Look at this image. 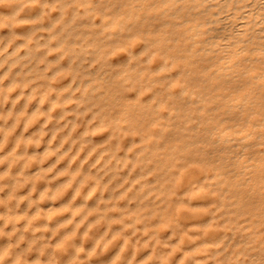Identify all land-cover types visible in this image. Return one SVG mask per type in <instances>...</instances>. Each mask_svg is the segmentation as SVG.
Returning <instances> with one entry per match:
<instances>
[{
	"label": "bare ground",
	"instance_id": "6f19581e",
	"mask_svg": "<svg viewBox=\"0 0 264 264\" xmlns=\"http://www.w3.org/2000/svg\"><path fill=\"white\" fill-rule=\"evenodd\" d=\"M47 1L0 0V261L264 264V0Z\"/></svg>",
	"mask_w": 264,
	"mask_h": 264
},
{
	"label": "rangeland",
	"instance_id": "374dc122",
	"mask_svg": "<svg viewBox=\"0 0 264 264\" xmlns=\"http://www.w3.org/2000/svg\"><path fill=\"white\" fill-rule=\"evenodd\" d=\"M63 1H64V3H63ZM54 2H57V3H55V4H52V3H54ZM43 4V3H42ZM53 5V6H49V5ZM64 4L66 5L67 4V2H66V0H48L47 1V5H46V2L43 4V6L41 7L42 9H43V11L45 12V13H43V20L44 21H48L50 18H52V16H53V18L54 17H59V19H60V21H63V19H62V17H60L59 15H62V14H66L67 13V10H69L68 12H70L71 11V9H72V4H68V5H66V6H64ZM45 5V6H44ZM55 5V6H54ZM64 6V7H63ZM44 7H45V9H44ZM52 7H53V10H52ZM55 9V10H54ZM57 9V10H56ZM51 10V11H50ZM49 11V12H48ZM56 13H58V15L56 14ZM45 14V15H44ZM50 14V15H49ZM57 15V16H56ZM51 16V17H50ZM48 17V18H47ZM68 20V19H67ZM66 20V21H67ZM65 38V37H64ZM71 36L69 37V38H66L65 39V41H66V43H70L69 41H71ZM52 40V41H51ZM51 40H50V42H52V43H54L55 41L54 40H56V38L54 37L53 39L51 38ZM60 49H56L55 51L53 50L52 51V55H55V54H57L58 53V51H59ZM68 54H69V52L66 54V56L64 57L63 56V58L61 57L60 59L61 60H59V61H57V62H55V63H57V65L53 62V63H51V64H53V66L51 65V64H49L48 66L46 65V67L44 66V71L45 72H43V73H47L46 75H48V77H47V80H51L52 78V76H51V72H53V70L54 69H57V68H59V67H61L62 65L64 66L67 62H68ZM117 55H115V56H113L112 57V60H116L117 59ZM29 58H30V60H31V57L30 56H26V57H22L21 59H23V60H25L26 61V64L23 66V68L25 67H29V63H31V65L33 66L34 65V63L36 64V62H35V60L36 59H32L31 61H29V63H27L28 62V60H29ZM28 59V60H27ZM34 60V61H33ZM61 61V62H60ZM75 62V63H74ZM80 62V60L79 59H74V61H73V64H86V61H84L83 59H81V62ZM83 62H85V63H83ZM61 63V64H60ZM55 64V65H54ZM68 64V63H67ZM2 65V67L4 66V64H1ZM1 65H0V70H1ZM27 65V66H26ZM39 65L41 66V65H43V62H41V64L39 63ZM51 66H52V68H51ZM56 66H57V68H56ZM18 66L17 65H14V66H12V70H14L15 68H17ZM48 67H49V69H48ZM24 68V69H25ZM46 68V69H45ZM54 68V69H53ZM7 75V74H6ZM6 75H4V77H2L1 78V80L0 81H2L3 83L5 82V81H7V79L9 78V76L7 77ZM6 76V77H5ZM50 76V77H49ZM49 78V79H48ZM54 79V78H53ZM64 82H66V81H70V78H69V76L68 75H65V77H63V78H61ZM79 79H80V77H79ZM60 80V79H59ZM53 80H51V82H52ZM56 81V80H55ZM54 81V82H55ZM34 82V81H33ZM77 82V81H76ZM76 83L75 82H73V84L72 85H75ZM77 85V84H76ZM126 169H120V170H118V171H120V173L123 171H125ZM13 235V234H12ZM26 236H27V231H26ZM26 238V237H25ZM41 238H38L37 239V241H39ZM24 241H25V239H24ZM27 251L29 252V253H27ZM30 251H32V252H30ZM34 251V252H33ZM33 253H35V250H34V247H32V248H29V249H26V252H24L23 253V260H33V258H34V254ZM81 260V262H78V261H80ZM84 260V261H83ZM86 261V259L85 258H81V259H77V262L79 263V264H83L84 262ZM0 263L1 264H6L5 262L3 263V261H0Z\"/></svg>",
	"mask_w": 264,
	"mask_h": 264
}]
</instances>
